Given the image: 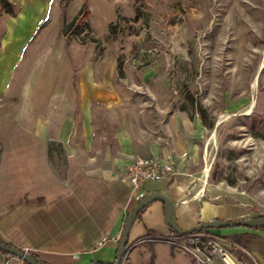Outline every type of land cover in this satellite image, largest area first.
I'll return each mask as SVG.
<instances>
[{
	"label": "rangeland",
	"instance_id": "374dc122",
	"mask_svg": "<svg viewBox=\"0 0 264 264\" xmlns=\"http://www.w3.org/2000/svg\"><path fill=\"white\" fill-rule=\"evenodd\" d=\"M69 3L73 14L69 20L61 19L67 6L60 0L47 7L50 18L42 26L52 17L53 21L48 29H38L31 42H59L54 53L61 71H67L63 63L70 58L64 41L86 47L95 78H102L112 93L107 101L91 106L96 138L118 154L116 134L126 131L139 155L143 148H156L153 157L166 158L161 159L195 176L191 187L204 179L217 186L237 215L263 216L264 0ZM83 3L86 19L80 16L67 27ZM12 5L16 13L18 5ZM3 6L0 0V23L2 13H7ZM41 47L31 46L23 58H41ZM20 85L14 83L12 94L3 101L9 111L26 105ZM234 217L231 220L238 219ZM243 228L247 230L222 235L224 247L247 264H262L264 237L251 227ZM172 236L169 232L139 238L128 245L120 264H148L152 252L133 258L130 247L152 240L166 241L182 253L169 242ZM252 249H259V259ZM155 264L167 260L159 256ZM214 264L223 263L216 259Z\"/></svg>",
	"mask_w": 264,
	"mask_h": 264
},
{
	"label": "crops",
	"instance_id": "0c3cea01",
	"mask_svg": "<svg viewBox=\"0 0 264 264\" xmlns=\"http://www.w3.org/2000/svg\"><path fill=\"white\" fill-rule=\"evenodd\" d=\"M8 1L18 10L14 15L3 12L0 23V239L47 264L111 263L125 217L140 199L123 178L125 165L139 156H156L158 150L143 148L139 155L125 131L116 134L118 154H113L106 142L96 138L91 110L94 102H105L112 93L102 78H95L86 47L64 41L70 58L63 63L67 71H61L54 53L59 42H31L38 29H48L52 23L53 17L42 26L50 18L47 7L57 0ZM71 5L62 20L72 17ZM31 46L44 48L41 58H23ZM18 81L20 98L27 102L9 111L3 101ZM174 167V176L147 181L142 192L167 198L170 216L180 228L212 219L231 220V215L246 219L225 203L215 184L203 179L191 187L195 176ZM164 210L162 201L150 202L135 217L128 245L145 235L171 232L163 221ZM243 227L214 230L225 236L247 230ZM250 231L264 237L263 228ZM151 252L152 264L159 256L167 264H194L163 240L130 247L133 258L149 257ZM252 253L259 259V249ZM0 264L29 263L0 249Z\"/></svg>",
	"mask_w": 264,
	"mask_h": 264
},
{
	"label": "built area",
	"instance_id": "2783aa9c",
	"mask_svg": "<svg viewBox=\"0 0 264 264\" xmlns=\"http://www.w3.org/2000/svg\"><path fill=\"white\" fill-rule=\"evenodd\" d=\"M177 173L169 160H159L153 156H139L125 165L123 178L137 198L142 197L143 185L147 181H162ZM169 238L181 250L188 254L197 264H214L218 259L223 264H247V261L230 252L223 245V236L214 229H202L192 233L177 235ZM180 239V240H177ZM102 243V240L99 241ZM126 250L122 257H126Z\"/></svg>",
	"mask_w": 264,
	"mask_h": 264
},
{
	"label": "water",
	"instance_id": "95a60500",
	"mask_svg": "<svg viewBox=\"0 0 264 264\" xmlns=\"http://www.w3.org/2000/svg\"><path fill=\"white\" fill-rule=\"evenodd\" d=\"M154 200H160L164 203L165 210H164L163 221L166 224H168L171 228H173L177 233L180 234L192 233L195 231H199L202 229H209L213 227L224 228L228 226H246V227L264 226V217H251L244 220L212 219L205 222H201L193 227L183 229L180 228L178 224L175 222V220L170 216L171 203L168 201V199L162 196L158 192H151L141 197L138 200L137 204L134 206V208L125 217L122 232L119 237V241L117 245L116 258L113 262L107 264H120L121 257L127 248L126 247L127 236L136 215L139 213V211L142 208L146 207L150 202ZM0 249L23 259L29 264H47L45 262L36 260L31 254H29L24 250H21L13 245L5 244L1 239H0Z\"/></svg>",
	"mask_w": 264,
	"mask_h": 264
},
{
	"label": "trees",
	"instance_id": "16d2710c",
	"mask_svg": "<svg viewBox=\"0 0 264 264\" xmlns=\"http://www.w3.org/2000/svg\"><path fill=\"white\" fill-rule=\"evenodd\" d=\"M60 1H61V3H62V6H63V7H66V6L68 5V3H69L70 0H60ZM3 5H4L3 7L5 8V11H6L7 13L12 14V15L15 14V13H14V10H13V5H12L11 2H9L8 0H3ZM87 14H88V10H87L86 4L83 3V5H82L81 9L79 10L78 14H77V15H76L71 21L68 22L67 27H70V26H72L75 22L79 21V17H80V16H82V17H84V18L86 19ZM143 196H144V195H143ZM140 198H141V197H140ZM144 209H145V207L142 208V209L139 211V213L136 215V217L139 216V215L144 211ZM262 217H264V215H263ZM213 228H218V227H213ZM251 228H263V229H264V226H258V227H255V226H254V227H251ZM211 229H212V228H211ZM170 230H171V232H174V233H176L177 235H182V234H180V233H177V232H176L173 228H171V227H170ZM127 238H128V236H127ZM5 244L8 245V243H5ZM9 245H10V244H9ZM126 247H128V241H127ZM97 264H104V263H97ZM105 264H107V263H105ZM148 264H152V259L149 261Z\"/></svg>",
	"mask_w": 264,
	"mask_h": 264
},
{
	"label": "bare ground",
	"instance_id": "6f19581e",
	"mask_svg": "<svg viewBox=\"0 0 264 264\" xmlns=\"http://www.w3.org/2000/svg\"><path fill=\"white\" fill-rule=\"evenodd\" d=\"M207 172H208V168L206 167V169H205V174H207Z\"/></svg>",
	"mask_w": 264,
	"mask_h": 264
},
{
	"label": "flooded vegetation",
	"instance_id": "af4514ba",
	"mask_svg": "<svg viewBox=\"0 0 264 264\" xmlns=\"http://www.w3.org/2000/svg\"><path fill=\"white\" fill-rule=\"evenodd\" d=\"M256 217H262V216H256Z\"/></svg>",
	"mask_w": 264,
	"mask_h": 264
}]
</instances>
